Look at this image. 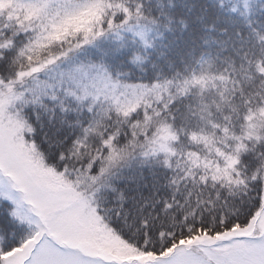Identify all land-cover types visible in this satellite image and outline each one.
<instances>
[{"label": "snow or ice", "instance_id": "1", "mask_svg": "<svg viewBox=\"0 0 264 264\" xmlns=\"http://www.w3.org/2000/svg\"><path fill=\"white\" fill-rule=\"evenodd\" d=\"M0 264H264V0H0Z\"/></svg>", "mask_w": 264, "mask_h": 264}]
</instances>
